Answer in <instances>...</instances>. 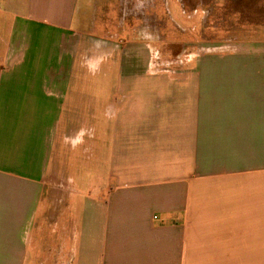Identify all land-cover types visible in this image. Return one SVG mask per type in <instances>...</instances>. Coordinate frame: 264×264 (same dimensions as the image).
Listing matches in <instances>:
<instances>
[{
  "label": "crops",
  "instance_id": "1",
  "mask_svg": "<svg viewBox=\"0 0 264 264\" xmlns=\"http://www.w3.org/2000/svg\"><path fill=\"white\" fill-rule=\"evenodd\" d=\"M85 1L0 0L13 17L0 63V264H264V67L245 62L255 53L138 72L110 49L120 94L86 143L61 119L83 43L99 40L78 28ZM83 143L94 180L54 192L52 164Z\"/></svg>",
  "mask_w": 264,
  "mask_h": 264
},
{
  "label": "rangeland",
  "instance_id": "2",
  "mask_svg": "<svg viewBox=\"0 0 264 264\" xmlns=\"http://www.w3.org/2000/svg\"><path fill=\"white\" fill-rule=\"evenodd\" d=\"M84 10L78 28L88 39L99 40L83 43L81 65L75 64L61 119L66 129L83 130L85 142L93 119H104L110 93L120 94L119 78L109 72L110 60H105L110 49L127 51L129 67L138 72L148 66L160 71L183 69L190 57H199L200 66L207 52L217 66H235L231 61L235 53L225 52L238 49L255 53L246 57V64L264 67V0H86ZM12 23L10 13L0 12V63L11 43ZM109 36L112 44L105 43ZM94 61L101 62L97 70ZM86 143L74 157L66 144L61 163L52 164L48 182L54 192L65 190L68 178L82 191L94 180L87 168L91 154Z\"/></svg>",
  "mask_w": 264,
  "mask_h": 264
},
{
  "label": "clouds",
  "instance_id": "3",
  "mask_svg": "<svg viewBox=\"0 0 264 264\" xmlns=\"http://www.w3.org/2000/svg\"><path fill=\"white\" fill-rule=\"evenodd\" d=\"M93 64V69L97 70L99 68V61L91 62Z\"/></svg>",
  "mask_w": 264,
  "mask_h": 264
}]
</instances>
